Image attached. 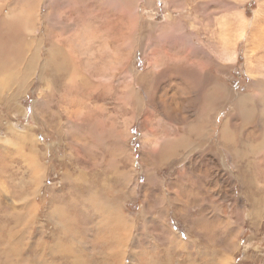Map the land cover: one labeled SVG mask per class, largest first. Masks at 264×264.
Returning a JSON list of instances; mask_svg holds the SVG:
<instances>
[{"label":"rangeland","instance_id":"1","mask_svg":"<svg viewBox=\"0 0 264 264\" xmlns=\"http://www.w3.org/2000/svg\"><path fill=\"white\" fill-rule=\"evenodd\" d=\"M200 1L204 3L201 9L195 0H180V8H170L169 12L163 0H156V14L147 8L145 15L150 19L154 13L161 26L180 16L181 27L192 32L195 42L215 57L219 56V46L213 32L221 21L227 22V33L236 39L240 13L253 20L257 10L256 19L262 22L264 18V0ZM102 3V0H79L77 6L85 8L89 4L96 8L98 23L105 14L111 22L126 20H121L113 6ZM69 6L70 0H65L61 7L60 17L65 21L70 19ZM44 11L42 8V14ZM169 13L174 18L167 19ZM259 22L253 34L249 27L246 36L238 39L235 61H223L222 69L210 64L222 83L235 91L253 89L247 66L248 56L255 54L258 36L262 35L263 25L259 26ZM124 24L126 30L120 36L113 35L121 40H111L109 49L104 51L106 55L97 64L103 82L109 73H116L112 90L101 89L95 98L89 99L88 90L82 86L80 93L73 95L75 103L72 106L68 103V110L63 106L66 100L56 91L46 106H37L34 116L35 99L46 103L41 90H45V84L39 82V74L22 84L12 80L5 84L10 87L1 86L0 264H264V166H257L254 161L257 151L264 149L261 125L264 120H257L258 126L248 125L238 134L241 136L238 147L233 145L230 150L226 147L230 152L221 167L208 160H183L189 151L197 150L192 143L181 148L179 157L171 162L165 159L156 162L150 150L163 142L164 126L157 129L156 122L168 121L162 113L164 107L159 106L150 114L148 104L131 107L116 94L119 82L122 90L130 85L138 87L132 79L135 72L144 73L151 65L152 40L147 39L145 44L142 39L136 40L135 44L145 52H134L137 47L128 50L125 48L128 24ZM117 26H113V32ZM152 27L147 24L149 30ZM116 46L125 53L121 55L125 58L124 67L117 69ZM185 50L175 42L174 58L186 56L190 62L206 61L204 53L195 57L189 49ZM261 54L264 55L263 49L258 55ZM84 70L89 73L87 67ZM44 75L45 70L41 73ZM179 82H165L163 89L176 93L178 101H185L187 95L174 85ZM25 90L28 93L24 95ZM73 91L75 94L76 90ZM224 104L227 105L216 118L215 139L232 113V100ZM15 105L17 112L13 111ZM80 109L86 113L74 116ZM198 110L199 106L190 110L194 115L188 123L175 124L183 136L188 135L190 127L191 132L196 131L193 126ZM69 118L73 123H69ZM97 118L103 120L105 128H113L95 127L94 131L83 126ZM151 125L157 132L149 134L153 141L146 143V130ZM129 126L130 137L121 144L113 131L124 132ZM30 130L44 143L35 147L41 153H34L30 143L21 141V144L17 138L20 132ZM255 133L261 136L256 138ZM46 144L51 146L46 148ZM253 145L256 152L251 151ZM46 166L49 167L45 170ZM44 170L45 176L40 178ZM226 170L232 179L224 175ZM151 172L158 178L156 182H149ZM217 208L221 210L216 212Z\"/></svg>","mask_w":264,"mask_h":264},{"label":"bare ground","instance_id":"2","mask_svg":"<svg viewBox=\"0 0 264 264\" xmlns=\"http://www.w3.org/2000/svg\"><path fill=\"white\" fill-rule=\"evenodd\" d=\"M102 1V4L113 6L121 15V20H126L124 22L119 20L111 22L109 20L110 16L108 17L105 14V17L98 23L99 20L96 16L99 13H97V9L89 4L85 8L77 6L79 0H70L72 5L69 6L71 7V15L67 21L60 17L62 15L61 7L65 0H0V90L3 85V87H10L5 84L12 80L22 84L24 80L39 74V82L45 84V90L43 88L41 90L44 93L42 96L43 102L46 103H39L35 99L34 116L37 113V106H46L47 101L56 91H59L61 97L66 100L63 106H66L65 109L68 110V103L70 106L75 103L73 95L77 96L80 93L79 88L82 86L88 90L89 99L95 98L101 89L109 87L112 90L115 86L116 73H109V76L103 82L98 75L100 71L97 69V64L106 55L104 51L109 49L111 40L115 38L121 40L117 36H120L126 30L124 23H127L128 38L126 39L125 48L131 50L137 47L134 52H145L138 48L135 44L136 40L142 39L143 44L147 43V39H149V42L152 40L153 58L151 59V65L144 73L135 72L132 81L138 87L130 85L122 90V85L119 82L116 94L119 98H125V102L131 107L148 104L147 112L150 114L153 109L159 106L164 107L162 113L168 121L158 119L156 128L164 126L165 134L160 147H153L151 144V147H153L150 150L152 158L156 162L163 159L171 162L174 158L179 157L181 148H185L192 143L197 145V150L189 151L183 160L186 162L188 160L190 162L208 160L219 167L224 165L226 154L230 152L227 149L230 150L233 145L238 147L239 137H241L238 134L245 131L248 125L258 126L257 120H264V55H258L261 49L264 53V18L262 22H259V18L256 19L257 10H255L253 20L248 19L249 16H246L245 13H240L236 39L231 38L227 33L229 29L227 22L221 21L220 27L215 28L213 32L217 34L218 41L216 43L219 46L217 51L219 56L215 57L212 53L206 52L202 45L195 42L192 32L185 31L181 27L180 16L176 17L173 22L167 21V26H161L157 19L153 17L158 9L156 0H145L146 3L144 4L143 0ZM179 1L163 0L165 10L169 9L170 12V8H180L181 2ZM195 1L198 4V9L204 6V3L200 0ZM42 8H45L43 14L41 12ZM147 8L154 12L150 19L145 15ZM181 13L178 15H181ZM170 18H174L172 13L167 15V19ZM257 22H259V26L263 25L261 27L262 35L258 36L255 54L248 56L249 65L247 66V72L253 78L250 84L253 89L250 92H244L240 89L235 91L229 84H225L224 81L222 83L220 76L211 71L210 64L215 63L218 69H222L224 68L223 61H235L238 54V50H236L238 39L246 36V30L249 27L252 28L251 33L253 34V31L257 29L255 27ZM147 24H152L153 27L149 30ZM114 25H119L115 29L117 34L113 32ZM69 30H71V34H67ZM72 34L75 35L71 37ZM101 36L104 38H100ZM99 39L104 40L100 42ZM67 40H70V42L66 44ZM175 42L180 44V49L183 51H186L185 48L189 49L195 57H198L200 53H204L206 61L190 62L186 56L176 60L174 58ZM157 43L159 45H156ZM201 43L203 44V42ZM86 46L91 49H87ZM116 51L119 60H117L116 55L114 59L115 69L124 67L125 62V58L122 57L125 53L121 52L117 46ZM256 55L257 60L254 61ZM157 64L159 65L158 69L155 68ZM85 67H87L89 73L85 72ZM44 70L45 75L41 76ZM118 73L121 74L122 72ZM19 75L21 78L18 77ZM173 80L180 81L182 87L178 83H174V85L179 88L180 92L187 95L185 101L183 99L178 101L176 93H170L168 88L163 89L165 82ZM20 84L17 85L21 86ZM162 89L163 91H161ZM73 90H76L75 94ZM26 93H28L27 90H25L24 95ZM13 97L15 96L13 95ZM226 100H228V103L232 100V113L230 112V115L221 126V131L217 134L218 138L215 139L216 118L219 115L218 113L227 105L224 104ZM171 101H174L172 106L169 104ZM183 101L182 108H179L178 105ZM195 106H199L198 114H196V124L193 126L196 131L191 132L192 128L190 127L188 135L183 136L179 131V127H176L175 124L188 123L194 115L190 110ZM13 111H18L17 105L13 107ZM85 113V110L80 109L74 116H83ZM150 119L151 117L148 116V123ZM69 123H73L71 118H69ZM77 124L82 126L81 123ZM85 125L94 131H97L95 127H102L103 130L113 128L112 126H106L105 128L103 120L100 118L92 119L90 123H83V126ZM261 125L264 127V123ZM151 126L146 130V133H148L146 143L149 141L152 143L153 140L149 139V134H156L157 132V129L153 125ZM28 127L31 129L32 125ZM129 128L130 126L124 132L119 133L113 131L116 140L121 144L130 137ZM18 135L17 138L20 143L21 141L28 142L34 153H41V150H37L35 147H39L44 143L35 138L34 131L20 132ZM259 136L261 134L255 133L256 138ZM48 146L51 145L46 144V148ZM253 146L251 151L256 152L257 148L255 145ZM257 152L254 161L257 166H264V149ZM239 154L236 152L238 157ZM33 155L36 156V154ZM37 164L40 166L39 162ZM235 164L237 167L236 161ZM48 167L46 166L45 170ZM45 170L40 178L45 176ZM224 175L228 179H232L229 170H226ZM148 180L153 183L158 178L151 172L148 174ZM219 210L221 208H217L216 212H219ZM118 216L121 218L120 214ZM172 234L175 233L172 232ZM235 248H238L237 243Z\"/></svg>","mask_w":264,"mask_h":264}]
</instances>
